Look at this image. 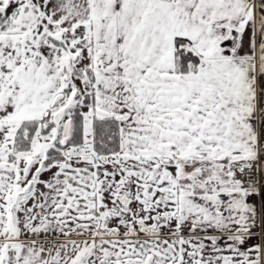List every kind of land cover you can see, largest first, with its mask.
Listing matches in <instances>:
<instances>
[{
	"label": "snow or ice",
	"instance_id": "6c2138e0",
	"mask_svg": "<svg viewBox=\"0 0 264 264\" xmlns=\"http://www.w3.org/2000/svg\"><path fill=\"white\" fill-rule=\"evenodd\" d=\"M0 264H264V0H0Z\"/></svg>",
	"mask_w": 264,
	"mask_h": 264
}]
</instances>
